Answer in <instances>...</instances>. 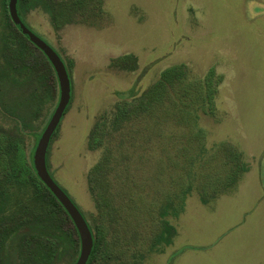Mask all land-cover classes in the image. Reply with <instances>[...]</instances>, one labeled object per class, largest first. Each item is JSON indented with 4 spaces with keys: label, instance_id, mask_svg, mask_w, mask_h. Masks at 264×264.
<instances>
[{
    "label": "rangeland",
    "instance_id": "374dc122",
    "mask_svg": "<svg viewBox=\"0 0 264 264\" xmlns=\"http://www.w3.org/2000/svg\"><path fill=\"white\" fill-rule=\"evenodd\" d=\"M21 2L23 21L70 77L47 165L94 245L102 239L90 264H264V0ZM181 64L186 81L216 69L215 112L203 90L178 104L177 88L157 112L113 126L119 103ZM59 100L58 82L48 123ZM99 121L109 127L93 148ZM40 137L29 136V151ZM97 174L103 209L92 193ZM164 222L174 228L169 241L159 238ZM79 254L80 246L57 264H75Z\"/></svg>",
    "mask_w": 264,
    "mask_h": 264
},
{
    "label": "trees",
    "instance_id": "16d2710c",
    "mask_svg": "<svg viewBox=\"0 0 264 264\" xmlns=\"http://www.w3.org/2000/svg\"><path fill=\"white\" fill-rule=\"evenodd\" d=\"M20 1L25 9L29 0H19L18 5ZM48 1L39 0V3L48 9ZM19 14L22 18L20 11ZM189 70L186 64L164 69L159 80L140 97L119 103L113 126L119 129L136 116L157 112L173 96L170 90L174 92L177 88L182 94L179 97L182 102L178 104L188 105L189 93L203 90L202 103L215 112L214 96L220 80L216 69H209L203 78L186 81ZM57 83L56 72L47 57L12 22L8 0H0V264H57L64 255L75 254L76 257L79 253L77 230L36 172L35 145L30 151L28 148L29 136L38 139L48 124L45 119L52 114ZM137 102V106L132 105ZM98 125L99 131L97 126L90 138L93 148L103 144L99 139H104L109 127L104 121H99ZM58 129L59 126L53 136ZM97 171H103L102 164ZM101 183V176L97 174L92 193L103 209L108 204L102 198L104 195L96 192ZM67 219L73 228L66 226ZM164 225L159 238L169 241L170 237L165 235H171L174 228L167 222ZM101 246L102 239L98 238L87 264L97 258Z\"/></svg>",
    "mask_w": 264,
    "mask_h": 264
},
{
    "label": "water",
    "instance_id": "95a60500",
    "mask_svg": "<svg viewBox=\"0 0 264 264\" xmlns=\"http://www.w3.org/2000/svg\"><path fill=\"white\" fill-rule=\"evenodd\" d=\"M18 2L19 0H8V11L11 20L19 32L47 57L56 72L60 87L58 106L44 129L33 155L34 166L41 181L64 207L77 230L80 240V254L75 264H87L94 246L92 230L77 205L53 178L47 165V154L51 139L71 101L72 87L70 77L66 64L57 51L34 33L23 21L19 14Z\"/></svg>",
    "mask_w": 264,
    "mask_h": 264
}]
</instances>
